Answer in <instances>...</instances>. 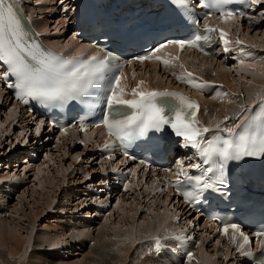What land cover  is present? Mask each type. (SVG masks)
<instances>
[{
  "label": "snow or ice",
  "instance_id": "1",
  "mask_svg": "<svg viewBox=\"0 0 264 264\" xmlns=\"http://www.w3.org/2000/svg\"><path fill=\"white\" fill-rule=\"evenodd\" d=\"M169 2L181 20H184L185 16L197 15L193 10V0ZM228 3L230 0H201L196 6L208 10L204 14L205 21L218 12L220 20L227 24L237 19L233 12L223 10ZM251 3L260 6L264 5V0H251ZM194 24L198 28L200 21L196 20ZM217 32L219 41L224 46L223 51L227 53L232 43L229 32L205 22L203 34L196 31L189 39H165L156 43L145 54L127 61L103 48L96 54H88L81 47L77 48L74 54L66 56L63 52L46 49L37 40L32 39L13 0H0V82L4 88L13 91L15 99L25 105L36 102L62 108L69 102H76L90 111L103 106L101 121L92 127L106 129L108 140L104 142L105 150L119 145L125 149L127 155L126 149L135 140L147 136L149 132H162L165 127L170 128L175 136L186 142V147L195 150V154L206 165L200 175H192L185 170L183 162H180L179 170L175 174L176 179L166 182L183 197L186 204L194 207L199 205L207 194L221 192L227 187L224 172L230 162L264 159V95L256 94L258 104L252 106L255 111L241 104L235 115H225L223 120L204 125L199 119L201 106L196 100H191L180 92L150 89L144 80H139L135 87L129 88L125 68L133 63L143 65L146 62H158L165 68L176 67L180 56H172L166 52L173 47L180 52L186 48H194L208 55L202 45L210 43L212 35ZM235 45L241 57L254 59L250 52L244 51L242 40L237 38ZM71 47V44L64 45L65 50ZM240 65L253 73L257 68L255 63L246 64L243 58ZM178 66L183 70L182 74L176 77L179 82L201 92L211 86L209 81L188 71L184 64L179 63ZM260 75L264 76V71H261ZM132 76L135 79L136 73L133 72ZM224 96L227 97L228 94L224 93ZM227 102L235 103L232 99ZM245 112L250 114L243 117ZM204 114L207 115L206 110ZM229 121L235 122L230 124ZM38 124L42 125L43 121ZM79 128L83 133L89 131L83 123ZM35 131L39 135L41 127L37 126ZM67 133V128L62 129L61 135ZM84 143L85 141H81V144ZM107 159L112 160L113 157L109 155ZM189 167L198 169L200 164ZM217 171L219 176L216 175ZM131 175L136 176V171ZM128 188L129 185H125V191H128ZM158 191L162 193L164 189ZM116 203L119 205V201ZM211 219L222 225L218 232L229 238L239 255H253V241L238 223L219 216H212ZM254 235L264 252V230L257 231ZM177 239L184 240L185 237L180 235ZM58 246L54 244L52 247ZM154 246L157 252L164 247L158 237L154 239ZM194 259L195 254L188 252L189 264ZM196 264L200 262L197 261ZM260 264H264V260H261Z\"/></svg>",
  "mask_w": 264,
  "mask_h": 264
},
{
  "label": "bare ground",
  "instance_id": "2",
  "mask_svg": "<svg viewBox=\"0 0 264 264\" xmlns=\"http://www.w3.org/2000/svg\"><path fill=\"white\" fill-rule=\"evenodd\" d=\"M27 1H31V0H27ZM40 1L43 2L42 5H38V4L31 5L28 3L27 7H28L30 14L35 18V23L37 24V26L40 28V30L42 32H44V34H46L47 42L49 44H52L57 49L63 50V51H66L64 49L65 44H71L72 47L69 49H71L73 51H75L77 48H81V47L85 48V46L83 44L82 45L77 44L75 41L71 40L70 37H68L69 39L65 42L63 40V33H64L63 30H65V27H66V24H68V21L66 22L64 20V18H63L64 11L61 9L60 5L67 4V5H70L69 8H72L70 1L59 0V5L57 3H55L54 0H40ZM256 6L258 8H260L258 5H256ZM258 8H257V13L261 10V9L259 10ZM58 9L61 10V12ZM55 12H58V16L61 13V15H60L61 18L56 20V21H54L53 18H49L50 14H54ZM52 20H53V27L50 26L52 23L51 24L49 23ZM245 21L246 20L236 19L235 21H229V23L225 24L220 19H213L210 21V23L214 22V23H216L217 26H219L225 30L227 29V31L229 32L230 35H231V32H233L232 30L235 31L234 34L239 35L240 33L242 34V30H243L242 29V23H245ZM75 31H76V29H73V32H75ZM58 36H60V40L56 39V37H58ZM263 36H264V34H263ZM64 39H66V38H64ZM251 40H253V39L250 38V41ZM259 46H261V45H259ZM198 54L199 53L196 51L186 52L183 55V61L185 59L184 62H186V64L190 65V67L192 68L195 65V63H196V65L197 64L199 65V63H201V64L202 63L203 64L208 63L209 64L210 60H212V61L215 60L214 59L215 57H212V56H210V57H203V56L199 57ZM220 57H221V55L218 54L216 56V60L218 58L220 59ZM222 61H224L223 58H222ZM228 63H229V61H228ZM222 64L224 65L223 62H222ZM147 65H149V67L146 69L144 67H141V68H138L136 70L137 76L135 77V79H133V82L129 85V88L135 87L136 83L139 80H144L150 89H158V88H163V87H168V86L173 85V79H171L170 76L168 77L166 75V72H167L166 69H163V71H159L155 65H152L151 63H148ZM259 67L261 68V71H264V66H262V67L259 66ZM198 68H195L196 72H198L203 77H205L209 80L212 79L214 81H220V82L225 83V85H228L227 70L225 71V73L222 72L219 74V72L214 71V69L212 70V66H210V67L207 66V68L204 69L205 71H203L201 69L199 70ZM213 72L215 73V75H213ZM249 77H250V75H249ZM260 87H264V76H261L260 74L251 76V80L249 81V86L245 87V93H246V95H248L247 96L248 103L251 102L252 100L256 99L257 93H260V94L264 93V90H262ZM241 93L243 94L244 91L242 90ZM3 96H5L4 93L0 91V98H3ZM216 100L217 99L210 100L206 96H201V102H202V109L201 110H202V112H201L200 118L204 123H206V119L208 117V115L204 114V110L210 111V109H208V107H212V109H217V110H219L218 112H221V114H222V118H220L221 116L216 115L217 118L212 120V122H216V121L223 119L225 115H235L236 114L237 108H238L237 106H239L238 103H236V104L235 103L234 104L228 103L227 105H225L224 102L226 100H222L223 102L221 101V103L218 104L219 105L218 106L217 103L215 102ZM13 107L14 108L11 109L9 111V113L5 116L6 121H8V122L10 121V124L13 123V125H17V123L15 122L16 120H19V121L23 120V121H26L28 123H31L30 125H32V126L34 125L33 121L28 118V115L25 116L23 113H21L20 107H18L16 104H13ZM4 124H6V123H3V125ZM24 124H25V122H24ZM39 126H41V125H39ZM7 127H8V125H7ZM9 127H11V125ZM3 128H4V126H3ZM26 129L28 130V128H26ZM7 130H11V128L10 129L8 128ZM28 133H29V131H28ZM101 133H102V131L100 129L99 131H97L95 133H85L84 135L80 136V134L78 132H76L75 130H68L67 135H60L54 139L55 146H56L55 148H57V150H58V148L60 146V149H63V150H61L63 156L58 157V155H56L55 158H50V156L47 155L48 159L46 160V162L52 163L54 165V169L50 170L51 167L49 168V166H48L49 163L47 165H46V163L45 164L43 163L44 166H42V167L40 166L41 168H39V166H36V167L31 166L30 167V166L25 165V167L23 168L24 171H28V173H30V168H33L34 170L37 169L38 175L35 173L36 174V175L34 174L35 177L41 176V178H43L45 176V174L47 175V177L40 179V180H39V178H37V180H38L37 185H41V187H42L41 193L43 192V194L39 195V196L37 195L38 197H36L35 195L31 196V198H33L32 201H33L34 205L32 207H30V212L27 213L26 209H25L26 206L29 207V203L27 201H25L27 198L26 199H24V197L21 198L22 203L24 204V206L25 205L26 206L24 207L23 205H21V209L19 211V214H22L21 216L23 218L27 219L28 225L30 223H32L31 227H29L28 225H25V222L23 224H21L22 220L19 222H15V223L14 222L9 223L8 220H7L8 222H6V221L0 222V257L4 261L7 260L8 264H11L13 262L12 258L14 256H18V258L22 261L33 251V250H31V252H30L29 250H30L31 244L33 243V241H32L33 235L32 234H33V230L36 226L35 224H37L38 218H41L44 215L46 216V213L50 211V207L52 208L53 201H54L53 197L54 196L56 197L57 193H59L61 191V187L65 186L66 181H69L68 184H70V185H67V183H66L68 188L63 191V193L66 197L69 196L70 193H73L76 197L77 196L76 191L71 190V187H73L72 185L79 187V185L83 184V186H86V187H84L82 194L87 200L92 201L93 203H95L96 201H99V202L101 201L103 196L99 197V199H95V198H91V197H89V199H88L87 198L88 196L86 195V193H84L87 190L88 194L91 195V193L94 192V187H88V186L89 185L90 186L91 185L92 186L100 185L102 183V181L100 180L99 177H97V175L96 176H92V175H93V173H97L101 169V167H103L104 165H106L108 163V161H104V160H100V161L95 160L92 156V153H90V151L93 149V147H95V145H94L95 142L100 139ZM9 136H10V134H9ZM21 137L22 136H20V134H19V136L15 137V139L19 140V139H21ZM44 138L46 139V137H44ZM77 138H79V139L81 138V139L86 141L85 146L82 147L83 148L82 151H80V149H78V145L75 142V140ZM31 140H32V142H30V140H27V139L23 140V138H22V142L20 141L18 143L17 147L21 148L25 144V141H26V143L28 141V143L26 145H29V146L33 145L32 147L36 149V146L38 144L42 145L44 143L43 142L44 140L40 143H38L39 140H36V141L35 140L33 141V139H31ZM8 145H10V144H8ZM0 146H1V143H0ZM10 146H12V144ZM49 146L50 145L45 146L47 148V150H48ZM90 146H93V147H90ZM70 147H72L75 151L80 152V154H77L75 156L80 155V156H78L79 158L80 157L84 158V156H87L86 159L88 160V162L96 163V165H94V169L89 168V175H87L85 173V171H82V170L77 169V170H74L73 172H70L69 167L65 168V166L63 165L64 164L63 161L65 158L67 159V157L70 155L69 154V148ZM57 150H56V152H57ZM24 161L25 160L23 159L21 162H19L20 166L22 163L25 164ZM14 164L15 163H13L12 166H14ZM6 165L7 164L4 163V165H2V169L7 168ZM16 165H18V164L16 163ZM9 174H11V173H9ZM145 174H147V173L144 172L143 175H145ZM85 175H87V176H85ZM5 176L7 177V175H4L3 179L6 178ZM8 176H10V175H8ZM24 178H26V177H24ZM37 180H36V182H37ZM139 184H140L139 182L134 181L130 185L128 191H130L129 193H131L130 194L131 196L126 198V199L124 198V196H127L129 193L122 194V195L118 194V196L120 197L118 200L120 202H119V205H117V207L122 210V212L120 214H122L124 218H122V220L118 221L117 224H114L113 221L111 222L110 220H107L109 218H104L102 224H105V227L102 228V226H101V228H102V230L100 229L101 232L99 230V232H100V233H98L99 234V236H98V242L99 243L97 246H93V247L90 245L86 246L87 241L84 242L83 244L78 241V238L80 236H82V238H84V239L87 238L88 242L90 241L89 238H91L92 234H90V232L87 231V228L90 229V226H87L88 223L84 224V226L86 225V227H87L86 229L80 230L79 228H73V229L71 228L72 231L70 230L71 235L69 236L70 241L66 244V246L67 245L68 246L73 245V246L77 247L78 250L81 251L82 253H83V251L81 249L88 247V249H87L88 251L86 252L85 257H83L82 260H80V262L78 261V263H76V264H125L128 257L134 256V252L137 250L135 247H133L135 243L138 244V243H140V239L151 237V235H153V234L162 233L163 230L165 228H167V226L171 225L170 219L172 218V216L174 214H179V213L183 214L184 208H182L178 205H175L174 201L172 202L171 194L166 195L165 199H163L164 196L152 197L151 195H149L151 192L146 191V188H145L146 184L140 188H139ZM30 190H32V188ZM2 195L3 194H2L1 189H0V200L2 199ZM13 195H15V194H13ZM26 196H27V194H26ZM33 196H35L36 199H34L35 197H33ZM118 196H116V198ZM86 199H85V201H86ZM126 200L127 201L133 200V203L131 205L130 204L127 205L128 202ZM105 201H107V198ZM126 202H127V204H126ZM130 203H131V201H130ZM80 205H81V203H80ZM80 205L78 207H80ZM138 212L144 216V217H142L143 221H141L139 223H137V220H136V218H137L136 215ZM53 214H54V212H53ZM53 214H52V216H53ZM94 214H95L94 217H97L96 216L97 213H94ZM109 214H108V217H110L112 213L110 215ZM141 215H140V218H141ZM10 216H13V215H10ZM44 219H46V218H44ZM63 227H60V224H57V225L53 224V226L49 225L48 227H45V228L51 229L52 232H53V230L55 232L60 231V235H57V234L54 235L53 234L54 235V237H53L54 243H58L62 237L64 238L66 235H69L67 232L69 231L70 228L67 229L66 226H63ZM120 227H124L126 229H123ZM23 231L25 232L24 235H22ZM206 237H207V234H204V235L199 237L200 238V244H199V247L197 248V251H196V255L198 258H196L195 261L191 262V264H196L197 261H199L200 264H238V261L237 262L235 261L236 257L233 256V253L230 255L228 254V247H227L226 241H222L220 239H217L218 243L216 241L214 243V245H211V242L208 241V239ZM35 242L37 243V241H35ZM54 243H53V245H54ZM110 246H113V249ZM40 247L42 248V246H40ZM65 247H63V248H65ZM63 248H61V249H63ZM209 248L214 249V250H212V252H210L208 250ZM34 252H36V251H34ZM34 254H36V253H32L30 258ZM54 254H56V253H54ZM54 254L51 252H47V251L43 250V255L47 260L46 261L43 260V261H41V263H38V264H54V262L57 261V255L55 256ZM212 254H216V255L213 257ZM153 261L154 260L150 256L146 257L143 255L142 258L134 260L133 264H155ZM29 264H37V263H32L30 260Z\"/></svg>",
  "mask_w": 264,
  "mask_h": 264
},
{
  "label": "rangeland",
  "instance_id": "3",
  "mask_svg": "<svg viewBox=\"0 0 264 264\" xmlns=\"http://www.w3.org/2000/svg\"><path fill=\"white\" fill-rule=\"evenodd\" d=\"M258 9L259 10L261 9V10L250 21V23H248L247 21H245V23H242V29H243L242 30V34L240 33L239 35H236V34H234L235 31L232 30L233 32H231V35H230V39L231 40L235 41L237 38H239L240 40H242L244 42L245 45L243 47H244V51L245 52H250L251 53L253 51H256L258 53V56L256 54H253L254 58H259V62L256 64L257 68L255 69V73H253L251 70H248L246 68H241V66H239L241 59L238 62L235 63V65L236 66L238 65L239 67H234L233 66L231 69L230 68H228V69L223 68L225 66V63H224V65H221L220 61H218L216 59L213 60V61L210 60L209 64L208 63L207 64L199 63V65L198 64L196 65V63H195V65L192 67V69L194 71H196L195 68H198V67H199L198 68L199 70L201 69V70L205 71L204 69L207 68V66H209V67L212 66V70L214 69V71L219 72V74L222 73V72L225 73V71L227 70L228 86L230 87V89L232 90L233 93H237L238 94V95L235 96L234 100L235 101H239L241 96H242V98L246 99V100L245 99L244 100L241 99L239 101V103H238L239 105H241L242 102L243 103L244 102L248 103V101H247L248 100V98H247L248 95H246V93H245V87L249 86V81L251 80V76L258 75V74L261 73L260 72L261 68L259 66H261V67L264 66V63H263L264 62V36H263V34H264V6H262V8L261 7L258 8ZM59 11L61 12V10H59ZM60 15H61V13L59 14L58 17L56 16V14L53 15L54 16L53 20L56 21V20L60 19L61 18ZM53 20L50 21V24L52 23L50 26H52V27H53ZM66 33H65V35H66ZM65 38L66 39H64V37H63L64 42L69 39L68 37H65ZM250 38L253 39L254 41L253 40L250 41ZM56 39L60 40V36L56 37ZM249 44H251L254 48H252L250 50L247 49L248 46H246V45H249ZM259 45H261V46H259ZM242 58L245 59V61H247L246 60L247 58H245V57H242ZM249 75H250V77H249ZM260 88L262 90H264V87H260ZM242 90L244 91L243 94L241 93ZM0 99H1L0 100V125H3V123H6V124L3 125L4 128L0 127V143H1L0 148L2 147L0 149V176H1L0 177V189H1V192L3 194L2 195V199L0 200V222H4V221L8 222L9 221V223H11V222L15 223V222H19V221L22 220L21 224H23L25 222V225H28L27 224V219L23 218L21 216L22 214H19V211L21 209V205L24 206V204L22 203V199L21 198H23V197H24V199L27 198L25 201H27L29 203V207H27L25 205L26 206L25 209H26L27 213L30 212V207H32L34 205V203L32 201L33 198H31V196L35 195L36 197H38L39 195L43 194V192L41 193V190H42L41 189L42 188L41 185H37L38 184L37 178H39V180H40V179L46 178L47 175L46 174H45V176L43 175L44 176V177L42 176L43 178H41V176L35 177L34 174L35 173L37 174L38 170L37 169L34 170L33 168H30V173H28V171H24V170L20 174L16 173L19 170L18 165H16V160L19 159V156L17 154H18V151L20 150V148L17 147V145H18V143L20 141L22 142V138H23V140H25V139L30 140V142H32L31 139H33V141H34V135L36 134V132L33 131V126L30 125L31 123H28L26 121L16 120L15 122L17 123V125H13V123L10 124V121L9 122L6 121L5 116L14 107H13V104L9 101V99H7L5 96H3V98H0ZM217 100L222 101V99H217ZM217 105H218V103H217ZM214 118H215V115L213 114L209 118L210 120H208V121H212ZM24 122H25V124H24ZM7 125H8V127H7ZM10 125H11V127H9ZM8 128L9 129L11 128V130H7ZM26 128H28V130ZM28 131H29V133H28ZM9 134H10V136H9ZM19 134H20V136H22L21 139H19V140L15 139V137L19 136ZM43 140H45V138ZM43 140L42 139H41V141L39 140L38 143L42 142ZM8 144H10V145L12 144V146H10ZM55 147H56L55 143H54V146L53 145L49 146L47 152L44 154V159H42L39 162V164H37V165H35L33 167L39 166V168H41L42 166H44L45 163H46V165L49 163L48 166H49V168L51 167L50 170L54 169V165L52 163H50V162H46V160L48 159V156H50V158H55L56 155H58V157H60V156L62 157L63 156L62 151H61L63 149H60V146H59V148L57 150V148H55ZM5 149H7V150H5ZM45 149H47V148H45ZM78 149H80V151L83 150V148L80 147V146H78ZM56 150H57V152H56ZM77 152L78 151H75L72 147H70L69 148V154L70 155L67 157V159L65 158L66 160L64 159V161H63L64 164L63 165L65 166V168L69 167L70 172H73L74 170L78 169V170L85 171V173L87 175H89V168L90 169H94V165H96V163L88 162V160L86 159L87 156H84V158L80 157L79 160L75 159L78 156H80V155L75 156L77 154H80V152H78V153ZM4 163L7 164L6 165L7 168L2 169V165H4ZM13 163H15L14 166H12ZM21 165H23V163ZM9 166L11 168H13L12 172H11V170L8 169ZM24 167H25V165H23V168ZM14 168H15V170L17 168V170L15 172H14ZM9 173H11V174H9ZM4 175H7V177L5 176L6 177L5 179H3ZM8 175H10V176L12 175V176L10 177ZM87 175H85V176H87ZM24 177H26V178H24ZM36 180H37V182H36ZM68 182L69 181H66L67 185H70V184H68ZM66 183H65V186L61 187V191L59 193H57L56 197L55 196L53 197L54 201H53L52 208L50 207V211L46 213V216L44 215L43 217L38 218V222H37V224H35L36 226H35V228L33 230V234H32L33 235L32 236L33 237V240H32L33 243L31 244V247H30V250H29L30 252H31V250H33V251L28 255L29 257L27 256L24 260L21 261L18 258V256H14L12 258L13 262L11 264H29L30 260H31L32 263H37V264L41 263V261H43V260L46 261L47 259L43 255V250L47 251V252H51L53 254L56 253L54 255L55 256L57 255V261H55L54 264H56V263L57 264H76V263H78V261L80 262V260H82L83 257H85L86 252L88 251L87 250L88 247H86L84 249H81L83 251V253H82L81 251L78 250L77 247H75L73 245L72 246L71 245L70 246H68V245L66 246V244L70 241V237L69 236L71 235L70 232L72 231L73 228H79L80 230L81 229H86L87 227H86V225L84 226V224L88 223L87 226H90V229L87 228V231H89L90 234H92L91 238H89L90 239V241H89L90 243L88 242L87 238L84 239V238H82V236H80L78 238V241L81 242L82 244L87 241L86 242V246L90 245V246L93 247V246H97L98 243H99L98 242V236H99L98 233H100L102 228L105 227V224H102L104 218H109L107 220H110L111 222L113 221L114 224H117L118 221H120V220H122V218H124L123 215L120 214L122 212V210L117 207V203L116 202L119 201L118 199L120 198L118 196L117 198L114 197V199L111 200L112 201V207L110 208L111 210H109V212H108V214L112 213L111 216L108 217V215H106V214H96L97 217H95L94 223H92L90 220H93L94 215H95L94 213H96L95 209H94L95 205H94V203L92 201L87 200L82 194L83 193V189L86 186H83V184L79 185V187L72 185L73 187H71V190H75L77 196L75 197V195L73 193H70L71 196L69 195V196L66 197L64 195V193H63V191L68 188ZM31 188H32V190H30ZM25 193L27 194V196H26ZM13 194H15V195H13ZM130 194L131 193H129L127 196H124V198L126 199V198L130 197L131 196ZM35 196H33V197H35ZM89 196L90 197L94 196V198L97 199V195L94 192H92L91 195H89ZM36 197L34 199H36ZM85 199H86V201H85ZM105 200H106V197L103 195L101 201L104 202V203H106V202L108 203L109 202L108 200L107 201H105ZM130 201H131V203H130ZM79 202L81 203V205H80ZM127 202H128V204H127ZM127 202H126L127 205H129V204L131 205L133 203V200H128ZM90 204L93 206L92 208L89 207V206H91ZM79 205H80V207H78ZM61 210L62 211L66 210L67 213L65 215L61 214V212H59ZM53 212H54V214H53ZM52 214H53V216H52ZM10 215H13V216H10ZM140 215L141 214L139 212L136 215L137 216V218H136L137 223L143 221L142 217H144V216L141 215V218H140ZM44 218H46V219H44ZM31 224L32 223H30L28 226L31 227L32 226ZM53 224H55V225L60 224V227L66 226L67 229L70 228L69 231L67 232L69 235H66L64 238L62 237L61 240L58 243H54L53 242V237L56 234L60 235V231L55 232L53 230V232H52L51 229L45 228V227H48L49 225L53 226ZM101 226H102V228H101ZM120 228L126 229L124 227H120ZM99 230H100V232H99ZM24 234H25V232L23 231L22 235H24ZM34 240L37 241V243ZM144 241H145V238L144 239H140V243H138V244L135 243L134 244L133 247H135L137 250L134 252V256L128 257V259L126 260L125 264H133L134 260L140 259V258L143 257V255H144V245L146 244V242H144ZM216 241L217 240H215V242ZM215 242H212L211 245H214ZM53 243L54 244H58V245H62L61 248L65 247V246L66 247L63 248V249H61V248L59 249V247H57L55 249H49V247L53 246ZM40 246H42V248ZM110 247L113 249V246H110ZM208 250L210 252H212V250H214V249L209 248ZM34 251H36V252H34ZM32 253H36V254H34L30 258ZM215 255L216 254H212L213 257ZM0 264H8V261L7 260L4 261L0 257Z\"/></svg>",
  "mask_w": 264,
  "mask_h": 264
}]
</instances>
